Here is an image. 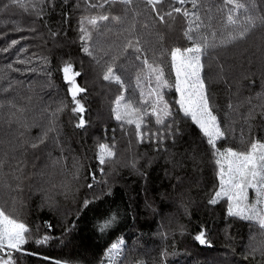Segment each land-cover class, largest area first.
<instances>
[{"label":"trees","instance_id":"trees-1","mask_svg":"<svg viewBox=\"0 0 264 264\" xmlns=\"http://www.w3.org/2000/svg\"><path fill=\"white\" fill-rule=\"evenodd\" d=\"M203 2L207 9L220 0ZM257 4L264 7V0H257ZM25 5L21 8L11 0H0V102L12 99L27 106L29 121L38 125L25 133L28 138L37 137L41 128L48 126L51 113L59 105L66 107L55 118L57 131L50 134V141L55 136L56 142L35 151L26 146L16 150L27 162L23 191L13 190L17 182L10 168L6 167V174L0 177V205L9 211L15 208L19 218L33 230L34 238L51 237L44 245H25L28 252L39 255L16 254L17 264H55L57 260L62 264H110L107 250L120 239L124 244L119 256L112 255L114 264H264L259 253L244 259L250 245L264 240L257 226L229 217L225 200L209 204L218 188L217 166L211 149L190 119L178 114L180 136L174 144L166 141L159 151L155 144L138 143L131 127H127L128 134L121 130L112 111L121 89L102 79L101 65L118 55L127 35L123 32L127 23L105 22L111 31L102 26L105 35L94 33V40L112 49L100 65L82 51V17L101 12L124 15L127 8H132L143 13L136 18L138 32L148 31L141 27L148 23L151 31L163 35L159 44L155 36L146 38L157 55L165 53V74L174 81L166 53L172 47L190 46L182 35L187 26L184 19L178 17L171 28L156 23L142 0H134L131 6L116 3L95 9L89 8L85 0H25ZM131 15L129 12V21ZM13 40L18 41L15 46ZM148 57L152 59V51ZM20 60L30 62L22 64ZM67 61L81 73L77 83L87 89L78 97L85 105L84 128L75 126L79 116L71 111L74 105L62 72ZM204 63L203 74L210 85L215 114L222 127L231 129L218 146L244 150L253 139L264 141V26L258 24L243 40L210 49ZM116 65L128 89L125 95L138 97L139 62L131 55L119 56ZM9 83L11 89L3 91ZM142 87L147 88V83L142 82ZM164 92L173 110H178L174 103L178 93L174 89ZM253 109L255 115L249 119ZM9 116L7 107L0 109L3 151H10L9 142H15L17 132L15 125L7 123ZM101 143H114L119 161L105 165L104 174L99 172L96 159ZM55 159H60L61 165L53 167ZM77 162L78 173L74 167ZM93 172L95 181L90 175ZM74 174L77 180L72 179ZM88 184L93 187L88 188ZM249 196H254L251 190ZM85 200L89 201L87 207ZM112 217V227L100 231V226ZM201 230L206 232L208 245L195 240ZM165 252L167 255L162 257Z\"/></svg>","mask_w":264,"mask_h":264},{"label":"snow or ice","instance_id":"snow-or-ice-1","mask_svg":"<svg viewBox=\"0 0 264 264\" xmlns=\"http://www.w3.org/2000/svg\"><path fill=\"white\" fill-rule=\"evenodd\" d=\"M13 5L25 8V0H11ZM143 4L150 9L152 19L168 28L178 17H182L186 22V28L183 30V37L189 42L187 47H172L166 55L170 57V70L174 75V81H170L165 74L164 60L165 53L157 55L153 50L154 45L146 38L155 36L156 43L163 41L164 37L159 31H151L148 23L141 27L146 32H138L136 18L143 13L132 8H127L124 15L111 16L105 13L88 15L82 17L79 22V39L82 45V51L88 57H91L98 65L101 64L104 56H108L112 49H105L103 44L96 39L94 33L99 36L105 35V22L113 24H125L127 27L123 32L127 35L120 47L118 55H112L111 60L105 61L102 67V79L120 86L121 92L114 99L112 109L115 119L120 122L121 130L127 133V127L134 129V135L138 143L155 144L159 151L166 141L171 140L174 144L181 134L180 119L178 114L182 113L183 118L190 119L195 125L206 144L211 149L214 157V163L217 166L218 188L214 195L208 201L211 205L218 204L221 200L227 202V215L237 217L244 221L252 222L264 235V141L260 139L251 140L244 150H237L233 147L222 148L218 146L219 141H223L230 135L231 129L224 128L221 125L218 116L215 114L213 97L209 92L210 85L206 83V77L203 74L205 69L204 57L209 56L210 49L225 47L237 40L245 39L249 33L257 27L264 26V7L257 4V0H220L218 5H212L205 9L203 0H142ZM87 6L91 9L103 8L105 4L120 3L125 6H131L134 0H85ZM190 5V7H186ZM203 11V15H202ZM218 13L219 17L214 14ZM131 12L129 21L128 13ZM219 23V27H217ZM22 30V29H17ZM18 41L13 40L15 46ZM8 49H4L7 51ZM152 51V59H149L148 52ZM102 53L103 55H98ZM134 57L139 62L140 70L136 75V86L139 89L138 97L125 95L128 89L125 87V80L122 75L117 74L118 66L116 60L119 56ZM46 59V58H45ZM19 63H29V60H20ZM12 68L10 64L8 66ZM19 71V69H14ZM223 68L221 66V72ZM63 79L69 86L68 93L71 96L73 107L71 111L79 116L76 123L77 128H84L87 121L84 118L85 105L78 97L85 93L87 89L77 83V77L81 75L75 71L70 61L64 63L62 68ZM142 82H146L148 87H142ZM154 84V86H153ZM11 89V83L7 89ZM165 89H174L178 93V99L175 105L178 110L174 111L172 104L165 99ZM31 100V97L28 98ZM7 107L9 119L7 123L11 127L15 125L17 132L14 141H10V151L0 149V177L5 175L6 167L11 169L12 179L17 183L14 186L15 191H23V180L26 178L25 167L26 160L16 154L18 148H30L32 150L41 149L42 145L48 142H56L57 137L50 134L57 131L55 118L62 112L66 105H59L55 112L51 113L49 123L46 128L42 127L40 134L35 138H28L25 133L32 127L38 126L33 120L29 121L25 105L18 104L15 100L9 99L0 102V109ZM232 107V105H229ZM264 110V106H262ZM255 115V109L249 113V119ZM2 143V141H0ZM99 164V172L105 173V165L118 163L115 144L101 143L98 146L96 156ZM195 161V156H193ZM13 161L15 162L13 164ZM61 165L60 159L52 161V166ZM135 166V162H133ZM79 172V162L74 164ZM95 181V172L90 173ZM79 177L74 174L72 179ZM9 187H12L9 185ZM67 187V185H65ZM92 188V184L87 185ZM249 190L254 193L250 199ZM15 204L16 201L14 200ZM22 204V202H21ZM88 200L84 201L87 207ZM16 213V214H13ZM115 218L112 217L100 226V231L112 227ZM52 225L48 224V228ZM51 239L48 235L34 238L33 230L19 218L15 208L6 210L5 206L0 205V264H17L16 254L39 255V253L28 252L24 247L29 243L44 245ZM195 240L200 245H208L209 241L206 232L201 230ZM255 240V237H253ZM124 241L122 239L112 243L107 250V255L112 262V255L121 254ZM259 253L264 257V240L250 245V250L244 256L245 260ZM167 253H162V257ZM48 259V257H44ZM55 264H62L60 260ZM67 264V262H64ZM142 264V262H141Z\"/></svg>","mask_w":264,"mask_h":264}]
</instances>
